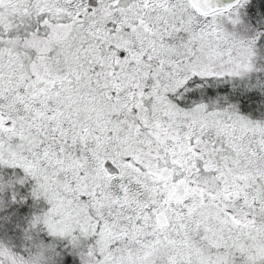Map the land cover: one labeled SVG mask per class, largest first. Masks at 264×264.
Instances as JSON below:
<instances>
[{"label": "snow or ice", "instance_id": "snow-or-ice-1", "mask_svg": "<svg viewBox=\"0 0 264 264\" xmlns=\"http://www.w3.org/2000/svg\"><path fill=\"white\" fill-rule=\"evenodd\" d=\"M0 264H264V0H0Z\"/></svg>", "mask_w": 264, "mask_h": 264}]
</instances>
